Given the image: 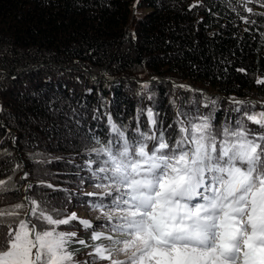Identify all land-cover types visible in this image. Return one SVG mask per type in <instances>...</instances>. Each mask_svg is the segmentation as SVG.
Masks as SVG:
<instances>
[{
  "label": "trees",
  "instance_id": "trees-1",
  "mask_svg": "<svg viewBox=\"0 0 264 264\" xmlns=\"http://www.w3.org/2000/svg\"><path fill=\"white\" fill-rule=\"evenodd\" d=\"M194 3L198 7L189 10ZM240 5L241 0H0V181L7 188L0 191V210L22 203L19 219H30L25 197L34 196L50 201L49 210L55 205L78 216L85 210L90 217L98 214L87 207L93 198L84 195L94 191L84 145L68 135L69 128L82 127L106 139L107 117L92 119L97 104L118 124L131 121L132 129L138 108L152 107L166 129L177 110L194 114L198 107L206 115L211 105L203 107L200 91L220 97L217 128L226 115L234 125L244 112L264 111V85L256 83L264 78V16ZM248 7L264 12L256 3ZM173 82L200 91L194 95ZM144 83L147 90L141 89ZM229 98L249 103L230 105ZM53 101L59 112L51 110ZM236 107L241 113L230 111ZM141 123L147 131L146 114ZM245 124L261 131L246 117ZM41 180L54 187H40ZM28 184L36 191H26ZM75 259L84 264L91 257L78 253Z\"/></svg>",
  "mask_w": 264,
  "mask_h": 264
},
{
  "label": "snow or ice",
  "instance_id": "snow-or-ice-1",
  "mask_svg": "<svg viewBox=\"0 0 264 264\" xmlns=\"http://www.w3.org/2000/svg\"><path fill=\"white\" fill-rule=\"evenodd\" d=\"M253 3L264 8V0H241L240 6L251 15L264 16L248 7ZM196 7L194 3L189 10ZM256 83L264 85V78ZM173 87L194 95L200 91L174 82ZM148 88V83L141 85L142 90ZM200 94L203 107L211 105V111L200 115L198 107L194 114L177 110L167 129L152 107L146 112L137 109L132 129L131 121L118 124L106 107L101 114L97 104L92 119L107 117L106 139L83 133L82 127L75 132L69 128L68 135L84 145L94 188L84 195L93 198L87 207L98 213L95 220L101 223L55 205L49 210L46 198L26 196L30 219H19L22 203L0 210V227L7 228L0 233V264H80L75 256L81 249H73L74 243L91 248V260L84 264H264V111L244 112L234 125L226 115L217 128L214 113L220 97ZM248 103L229 98L230 105ZM50 107L54 113L61 110L55 101ZM72 112L79 115L76 109ZM145 114L147 131L141 123ZM245 117L261 131L250 130ZM75 123L80 125V119ZM28 176L25 172L23 179ZM5 185L0 181V191H7ZM39 186L54 187L42 180ZM27 190L36 191L32 184ZM62 226L83 228L94 243L89 245L77 231Z\"/></svg>",
  "mask_w": 264,
  "mask_h": 264
},
{
  "label": "rangeland",
  "instance_id": "rangeland-1",
  "mask_svg": "<svg viewBox=\"0 0 264 264\" xmlns=\"http://www.w3.org/2000/svg\"><path fill=\"white\" fill-rule=\"evenodd\" d=\"M79 217H80L81 219H88V220L92 221L93 224H97V220H95V216H92V217L88 216L86 210H85V213L79 215ZM97 231H100V230H97ZM90 235H91L90 233L86 234L84 231H80V230L78 231V236H79L80 238H85V239L87 240V243H88L89 245H91V244L94 243V242L91 240ZM97 243H98V242H97ZM72 248H73V249H81V251H79L78 253H85V254H88V252L91 251V248L86 249V250H82L83 247H82L81 245H79L78 243H74V244L72 245ZM78 253H77L76 255H78ZM105 263L107 264V262H105Z\"/></svg>",
  "mask_w": 264,
  "mask_h": 264
},
{
  "label": "bare ground",
  "instance_id": "bare-ground-1",
  "mask_svg": "<svg viewBox=\"0 0 264 264\" xmlns=\"http://www.w3.org/2000/svg\"><path fill=\"white\" fill-rule=\"evenodd\" d=\"M86 249H89V248H85V247H83V249H82V250H86Z\"/></svg>",
  "mask_w": 264,
  "mask_h": 264
}]
</instances>
